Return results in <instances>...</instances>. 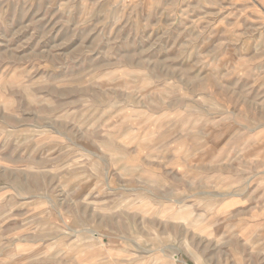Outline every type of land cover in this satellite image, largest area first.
<instances>
[{
    "label": "rangeland",
    "instance_id": "374dc122",
    "mask_svg": "<svg viewBox=\"0 0 264 264\" xmlns=\"http://www.w3.org/2000/svg\"><path fill=\"white\" fill-rule=\"evenodd\" d=\"M261 218L264 0H0V264H239Z\"/></svg>",
    "mask_w": 264,
    "mask_h": 264
},
{
    "label": "crops",
    "instance_id": "0c3cea01",
    "mask_svg": "<svg viewBox=\"0 0 264 264\" xmlns=\"http://www.w3.org/2000/svg\"><path fill=\"white\" fill-rule=\"evenodd\" d=\"M242 201L244 202L245 199H242ZM236 205L243 206L239 197H235L232 201L225 204L224 207H225V209H228L229 207L236 206ZM253 219H258V218L255 217ZM238 224H241L240 221H238ZM251 224H254V225L248 224L249 227L246 228L245 232L237 234V237L240 241V244L238 246V250L240 251V254H239L240 262H239V264H246V262H244V259L241 260V258H242L241 251L245 250L247 246H249V247L253 246L254 247L253 256L255 257V264H257V263L259 264V262L264 257V222H263V219L261 218L260 222L255 221V222H252ZM222 236L224 238L223 241H227V243L226 244L224 243V244L226 246L228 245L229 249L233 248L231 246L237 245V244L233 243L234 239H232V240L225 239V237L227 235H222ZM207 239H209V238H207ZM175 257H176V259H175ZM191 257L195 258L196 255H194V253L192 252ZM168 258H170L172 261H174V264H181V262L179 261L180 260L179 259L180 258L179 253L177 255H176V253H173L172 256H168ZM191 261H193V259H191ZM193 263H194V261H193ZM195 264H196V262H195Z\"/></svg>",
    "mask_w": 264,
    "mask_h": 264
}]
</instances>
